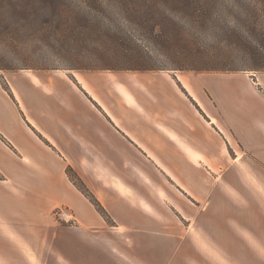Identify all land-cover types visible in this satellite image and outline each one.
I'll list each match as a JSON object with an SVG mask.
<instances>
[{
	"label": "crops",
	"instance_id": "0c3cea01",
	"mask_svg": "<svg viewBox=\"0 0 264 264\" xmlns=\"http://www.w3.org/2000/svg\"><path fill=\"white\" fill-rule=\"evenodd\" d=\"M217 75L0 74V264H264V180L235 166L264 129Z\"/></svg>",
	"mask_w": 264,
	"mask_h": 264
},
{
	"label": "rangeland",
	"instance_id": "374dc122",
	"mask_svg": "<svg viewBox=\"0 0 264 264\" xmlns=\"http://www.w3.org/2000/svg\"><path fill=\"white\" fill-rule=\"evenodd\" d=\"M4 1H6L5 6L0 8V74L22 70L25 67L61 69L74 73L78 71L71 70L73 66L92 65L86 57L73 56L68 49H145L151 56L147 62L149 68L162 69L161 71L176 78H187L186 82L193 94L195 92L189 83L192 78L202 77L201 75L205 73L222 74L211 78L214 91L217 93V89L222 84L229 90L228 94L240 93L247 96L244 99V107L249 112V123L260 125L264 129V72L244 71L239 75L178 70L181 62L185 68L202 65L201 61L190 63L186 56L203 54L205 50L246 49L239 42L234 43L227 39V31L230 30L235 29L242 35L249 33V28L235 18L239 15L231 12L230 4L233 2L230 0L219 2H222V5L213 15V22L206 27L198 23L200 14L188 15L181 10L179 6L181 0H102L99 2L103 4L101 7L95 4L98 0H93L91 3H88L90 0L86 3L79 0H61L60 2L68 5L63 10H76L80 13L77 17L71 12L67 13L69 15L55 12L52 6H49L54 0H40L39 3L34 0ZM21 1L35 4L33 9L29 7L35 14H30V10L26 13L12 11L15 10L13 4H19ZM240 2L249 4L250 0H240ZM260 28L264 29V22ZM167 49L174 51L169 53ZM187 49H198V51L194 50L186 54ZM233 61L235 66L243 65L240 58H235ZM119 71L127 72V70ZM243 76L261 85L258 101L251 97L252 94H248L253 89L251 87L249 89V82ZM183 90L186 91L184 87ZM252 92L256 93V91ZM256 105L263 108L258 115H254L253 108ZM237 133L235 130L236 135ZM239 152L242 153L240 150ZM242 158L244 162H235V166L249 171L251 185H256L255 181L258 178L264 180V162L256 161L260 159L253 155H243ZM69 169L72 168L67 169L70 177ZM251 199L254 202L264 203V192L253 195ZM58 209L66 210L71 214L65 207ZM57 221L65 225H74L58 219Z\"/></svg>",
	"mask_w": 264,
	"mask_h": 264
},
{
	"label": "trees",
	"instance_id": "16d2710c",
	"mask_svg": "<svg viewBox=\"0 0 264 264\" xmlns=\"http://www.w3.org/2000/svg\"><path fill=\"white\" fill-rule=\"evenodd\" d=\"M40 0H34L39 3ZM61 0H54L49 3V6L57 11L58 14H64L71 12V14H80L78 11H64L63 8L67 4L60 2ZM82 3H86L87 0H79ZM90 0L88 3H91ZM102 0L96 1L95 4L101 7L103 4L99 3ZM179 5L181 10L186 14H200L198 23L203 24L205 27L213 22V15L218 12V9L222 5L220 1L224 0H181ZM194 1V2H192ZM233 3L231 5V12L239 15L237 21L243 22L248 28L249 33L242 35L237 31H227V39L231 42H239L245 46L246 49H212L211 51H203V54H194L191 57H187V60L195 64L198 61L203 62L202 65L184 67L181 62V66L178 70H191L195 72H218V73H240L244 71L264 72V29L260 28V25L264 22V0H252L249 4H242L240 0H230ZM6 1L0 0V8L4 7ZM68 6V5H67ZM12 7V6H11ZM15 13L29 12V7L33 9L35 4L26 3L21 1L19 4H13ZM61 8V9H60ZM225 8V6H224ZM238 9V11L236 10ZM55 12H53L55 14ZM30 14H35L30 10ZM53 14V15H54ZM69 15V14H67ZM242 17L243 19H238ZM75 19V18H74ZM262 21V22H261ZM226 32V33H227ZM173 52V49H167ZM198 51V49H187L186 54L192 51ZM73 56H84L91 62V66L81 67L73 66L71 70L85 71V70H98V71H161L153 68H149L147 65L149 57L148 52L145 49H68ZM112 56V57H111ZM112 58V59H108ZM240 58L243 63L242 66H235L233 59ZM191 60V61H190ZM211 64V65H210ZM29 70H49V69H35L31 67H25ZM61 70V69H55ZM70 177L74 181L75 185L92 201L99 213L107 218V213L103 207L98 203L95 197L89 192L80 177L72 170H68Z\"/></svg>",
	"mask_w": 264,
	"mask_h": 264
},
{
	"label": "built area",
	"instance_id": "2783aa9c",
	"mask_svg": "<svg viewBox=\"0 0 264 264\" xmlns=\"http://www.w3.org/2000/svg\"><path fill=\"white\" fill-rule=\"evenodd\" d=\"M55 216L59 221H62L64 223H72L74 224L76 222L75 217H73L71 214H69L66 210L58 209L55 211Z\"/></svg>",
	"mask_w": 264,
	"mask_h": 264
}]
</instances>
